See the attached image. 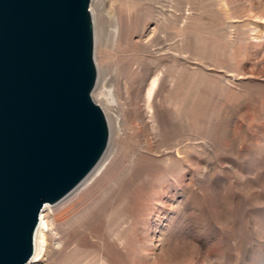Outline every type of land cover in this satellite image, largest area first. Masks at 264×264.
I'll return each mask as SVG.
<instances>
[{"label":"rangeland","instance_id":"374dc122","mask_svg":"<svg viewBox=\"0 0 264 264\" xmlns=\"http://www.w3.org/2000/svg\"><path fill=\"white\" fill-rule=\"evenodd\" d=\"M91 11L117 157L32 264H264V0Z\"/></svg>","mask_w":264,"mask_h":264},{"label":"water","instance_id":"95a60500","mask_svg":"<svg viewBox=\"0 0 264 264\" xmlns=\"http://www.w3.org/2000/svg\"><path fill=\"white\" fill-rule=\"evenodd\" d=\"M92 1L0 0V264L31 261L44 208L109 148Z\"/></svg>","mask_w":264,"mask_h":264},{"label":"bare ground","instance_id":"6f19581e","mask_svg":"<svg viewBox=\"0 0 264 264\" xmlns=\"http://www.w3.org/2000/svg\"><path fill=\"white\" fill-rule=\"evenodd\" d=\"M120 23H118V26H117V32H116V38L119 39L120 37ZM154 85V84H153ZM103 88L102 86L99 85V82H98V85L93 93L94 95V100H96L95 102L99 103L102 105V110L105 111L107 114L109 113V110H108V106H106L103 102V96L105 95V92H103ZM154 88V87H153ZM152 92H153V89H152ZM111 93V92H110ZM109 93V94H110ZM111 95V94H110ZM114 96V94L112 95ZM151 96H152V93H150L149 95V99L151 100ZM105 97V96H104ZM108 97V96H106ZM116 97V96H115ZM109 99V98H108ZM114 101V100H113ZM112 103V102H111ZM110 103V104H111ZM108 104V105H110ZM104 112V113H105ZM106 115V114H105ZM107 117V116H106ZM108 117H109V114H108ZM108 120V118H107ZM109 123V121H108ZM109 127H110V124H109ZM110 130H111V127H110ZM110 146H111V139H110V144H109V148L103 158V160L101 161V163L97 166V168L93 171V173L87 178V180L77 189L75 190V192H73L69 197H67L64 201H62L61 203V206L60 207H57L56 209H54V214L56 217L58 216H61L62 214H64L65 212H67L74 204V202L86 191L88 190L95 182H97V180L99 178H101L105 172L110 168V166L112 165V163L114 162L115 158L117 157V152H116V149H110ZM49 205H47L43 212L41 213V216L40 217V223H39V227L37 229L38 233L36 232L35 234V238H36V235H37V238H36V244L34 243L35 247H36V252H34V255L31 259V261L28 263V264H32L34 262H36L38 260V258L43 254L44 252V244L43 242H40L39 240L43 239L41 237V234L43 232V213L44 211L47 209ZM67 214V213H66ZM60 218V217H59Z\"/></svg>","mask_w":264,"mask_h":264}]
</instances>
